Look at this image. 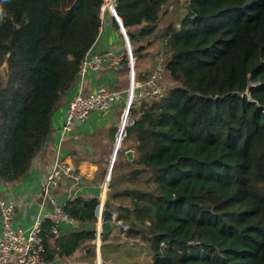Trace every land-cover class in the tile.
I'll list each match as a JSON object with an SVG mask.
<instances>
[{"label": "trees", "instance_id": "obj_1", "mask_svg": "<svg viewBox=\"0 0 264 264\" xmlns=\"http://www.w3.org/2000/svg\"><path fill=\"white\" fill-rule=\"evenodd\" d=\"M174 1L180 16L163 24L173 0H114L134 58L158 45L171 84L130 108L122 139L135 158L118 151L102 216L127 227L115 237L102 228V264H143L141 253L147 264H264V0ZM105 5L0 0V183L23 177L45 146ZM99 203L64 205L89 229L57 239L44 223L47 252L54 238L60 256L90 249L95 264Z\"/></svg>", "mask_w": 264, "mask_h": 264}, {"label": "crops", "instance_id": "obj_2", "mask_svg": "<svg viewBox=\"0 0 264 264\" xmlns=\"http://www.w3.org/2000/svg\"><path fill=\"white\" fill-rule=\"evenodd\" d=\"M157 46L154 45V47ZM126 48V41L120 26L119 28L116 27L111 13L107 14L104 17V24L99 38L91 49L92 52L112 51L125 54ZM151 51V49L146 50L139 58H134V69L135 65L137 66V70H134L137 80L144 81L149 76L148 72L151 73L155 63L159 59L163 61V53L161 51L157 50L156 53H151ZM129 78V64L121 62L119 66L106 65L98 71L88 69L83 76H80L76 85L67 91L53 114L52 128L45 146L34 157L28 172L18 181L7 184L0 183V195L16 203L13 219L15 227L27 228L32 224L33 218L37 214L53 209L50 200L42 198L41 190L44 178L53 166L55 159L61 160L64 164L73 165L81 181L74 184L71 179L63 176L60 185L53 190L50 197L55 198L57 203L62 206L75 197L84 199L98 197L100 202H104V206L106 205L112 192L109 182L112 169L117 162V154L110 171V177H108L109 180H106L123 118L125 90L128 88ZM100 86L121 91L122 98L115 101L106 111H92L85 120L76 121L73 129L63 134L62 126L66 120L70 100L79 91L88 93ZM123 148H125V152L121 154L122 159L126 158L128 161H132L126 156V151L131 148L129 142H124L121 139L118 151ZM105 187L106 189H104ZM110 210L116 217L117 211L113 208ZM98 223L97 221L96 225ZM100 225L102 228L108 229L107 233L112 235V237L117 235L124 236V225L116 226L113 221H102ZM83 228L89 229L90 225L82 223L81 228H76L73 224L63 221L60 223V235L55 238L58 239L66 233L82 230ZM1 230L2 222L0 221V235ZM53 240L56 239L50 240L48 252L46 248L47 255L51 254L53 258L44 259L41 264L89 263L87 253L90 249H81L69 257H63L56 253L58 247L55 246ZM98 255H100L101 259V244L98 250L96 239L95 264L98 262Z\"/></svg>", "mask_w": 264, "mask_h": 264}, {"label": "built area", "instance_id": "obj_3", "mask_svg": "<svg viewBox=\"0 0 264 264\" xmlns=\"http://www.w3.org/2000/svg\"><path fill=\"white\" fill-rule=\"evenodd\" d=\"M105 6L112 11L111 8L114 6V0H106ZM126 54L129 58L128 64L131 71L128 46L126 48ZM123 56L124 53H114L112 51L92 52V50H90L82 62L80 75L83 76L88 69L98 71L106 65L119 66L123 60ZM163 71V61L157 64L156 68L144 81L137 80L135 78L134 69L131 71L130 83L125 90L124 112L118 135L123 125L131 123L130 119L132 117L129 115V112L132 106L143 99L157 97L163 93ZM121 98V91L113 90L106 86H100L96 90L88 93H84L83 91L77 92L69 102L66 120L62 126L63 134L72 130L76 121L85 120L92 111H106L115 101ZM129 125L131 124L127 126ZM119 141L117 137L116 145L120 144ZM63 176L71 179L74 184L81 181L73 165L64 164L61 160L55 159L53 166L49 169L44 178L41 190L42 198L44 200H50L53 209L37 214L33 218L32 224L27 228L14 226L13 219L16 211V203L0 195V221L2 222L0 235V264H41L44 260L46 251V235L43 230V225L46 222L50 223L51 233L54 237L60 235V223L63 221L73 224L76 228H81L80 222L69 216L64 206L58 204L55 198L50 197L53 190L60 185ZM104 189H106V187ZM103 209L104 202H100L98 205L99 223L97 225V234L101 231V235L102 227L100 223L102 222ZM113 217L115 218L114 214ZM126 227L127 226L124 225V228Z\"/></svg>", "mask_w": 264, "mask_h": 264}, {"label": "rangeland", "instance_id": "obj_4", "mask_svg": "<svg viewBox=\"0 0 264 264\" xmlns=\"http://www.w3.org/2000/svg\"><path fill=\"white\" fill-rule=\"evenodd\" d=\"M182 6L184 7L183 4H182ZM182 9H183V8L181 7V5H180L179 3H177V1H174V0H173V2L171 3V6H170L168 9L165 10V15H164V18H163V24L168 23L170 20H175V19L177 20V19L179 18V16H180V11H181ZM108 11H109V13H111L109 8H108ZM149 49L152 50L151 53H154V52L156 53L157 50H159V46H157V47L152 46V47L149 48ZM149 49H148V50H149ZM148 53H149V52H148ZM133 57H134V56H133ZM147 61H148V60H147ZM157 61H158V60H157ZM160 62H161V60L159 59V61L155 63V65H154L152 71L156 68L157 64L160 63ZM134 70H135V69H134ZM152 71H151V72H152ZM130 73H131V71H130ZM148 75H150L149 72H148ZM0 77L3 78V79H6V71H5V68L2 67V66L0 67ZM147 78H148V76H147ZM147 78H146V79H147ZM129 83H130V78H129ZM129 83H128V86H129ZM162 83H163L164 87H167L168 85L171 84V81H170L169 78L166 76L165 72H164V75L162 76ZM140 245H141V243L138 242V243L136 244V248H135V249L140 250ZM137 254H138V253H137ZM145 256H147L146 253H141V254H138V256H137L136 258H137V260L140 261L141 263H143V264H147V261H146V262L144 261V260H146V257H145Z\"/></svg>", "mask_w": 264, "mask_h": 264}, {"label": "water", "instance_id": "obj_5", "mask_svg": "<svg viewBox=\"0 0 264 264\" xmlns=\"http://www.w3.org/2000/svg\"><path fill=\"white\" fill-rule=\"evenodd\" d=\"M103 9H104V7H103ZM111 10H112V11H110V12H111V13L113 14V16L116 18V20H117V22H118V24H119V26H120L122 32L124 33V38H125V41H126V45L128 46L129 53H130V54H129V57H130V60H131V71H132V70L134 69V57H133V53H132V52H133V51H132V45H131V42H130L129 36H128L127 31H126L125 27L123 26V24H122V22H121V20H120V18H119V16H118V14H117V11H116V9H115V6H112ZM130 122H131V123H128V124H132V123H134V122H135V119H134V118H131V119H130ZM128 124L123 125V127L121 128V131H120V133H119V135H118V138H119V140H120L119 142H121V138H122V135H123V133H124V129H125V127H126ZM119 146H120V144L116 145V147H115V149H114V154H113V157H112V160H111L110 170H109V173H108L107 177H110V171H111V169H112V167H113V163H114V160H115V157H116L117 151H118V149H119ZM126 156L128 157L129 160H133V159H134V151H133L132 149H128V150L126 151ZM100 244H101V231H99L98 234H97V249H98V250H99ZM97 261H98V264H102V263H101V259H100V255H98Z\"/></svg>", "mask_w": 264, "mask_h": 264}, {"label": "clouds", "instance_id": "obj_6", "mask_svg": "<svg viewBox=\"0 0 264 264\" xmlns=\"http://www.w3.org/2000/svg\"><path fill=\"white\" fill-rule=\"evenodd\" d=\"M2 17H3V10L0 9V19H2Z\"/></svg>", "mask_w": 264, "mask_h": 264}, {"label": "bare ground", "instance_id": "obj_7", "mask_svg": "<svg viewBox=\"0 0 264 264\" xmlns=\"http://www.w3.org/2000/svg\"><path fill=\"white\" fill-rule=\"evenodd\" d=\"M109 179H108V177H107V180L106 181H108ZM106 186V185H105Z\"/></svg>", "mask_w": 264, "mask_h": 264}]
</instances>
